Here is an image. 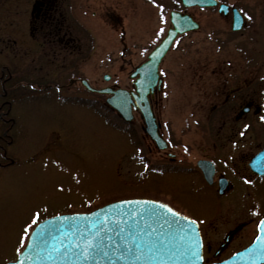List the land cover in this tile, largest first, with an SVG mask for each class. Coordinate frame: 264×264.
<instances>
[{
  "label": "rangeland",
  "instance_id": "rangeland-1",
  "mask_svg": "<svg viewBox=\"0 0 264 264\" xmlns=\"http://www.w3.org/2000/svg\"><path fill=\"white\" fill-rule=\"evenodd\" d=\"M218 1L238 9L246 17V32L244 30L242 35L231 33V19L221 16L218 8H185L180 0H139L138 23L137 18L134 19L129 29L130 46H134L129 54L135 56V63L139 65L164 37L171 11L190 13L201 24L200 30L179 37L160 67L164 84L159 112L166 137L170 138L177 154L193 162L201 154V137L220 136L218 125L214 127L212 122L234 121L228 109L210 113L214 106L222 104L232 86L230 81L223 82L222 77L231 80L229 63L239 55L238 43H250L255 59L263 52L264 38L259 35L264 32V0ZM107 51L108 57L113 55V63L92 64L84 69L89 83L100 90L107 87L132 90L133 80L117 76L118 67H114L121 49ZM260 69L261 66L253 61L254 79ZM107 76L111 79L106 80ZM257 84L253 81L252 95L264 108V97ZM79 90L78 97L90 99L88 105L78 100L71 112L46 111L43 124H32L27 129V153L32 157L28 162L19 161L18 166L7 171L0 181V264L20 254L30 231L41 221L59 214L87 213L110 200L150 198L166 203L169 202L165 196L170 184L178 188L172 189V195L178 197L193 216L198 218L206 213L203 208L208 200L187 191L194 178L191 174H185L186 177L157 170L158 177L154 175L152 164L155 163L143 142L147 134L139 113H135L134 125L128 126L102 107L101 101L106 97ZM209 116L211 125L207 126ZM28 117L32 121L36 115ZM262 118L264 110L261 116L253 115L248 119L252 123L253 144L261 143L264 147ZM239 127L238 124L236 129ZM51 132L56 134V140L48 147L47 138ZM258 202L262 206L264 199ZM178 206L184 212L182 204ZM37 214V223L33 224ZM238 217L241 221L248 220L247 215ZM26 228L28 235H25ZM213 228L214 224L210 223L203 230L206 243L215 249L220 236L214 235ZM206 255L213 260L214 253Z\"/></svg>",
  "mask_w": 264,
  "mask_h": 264
},
{
  "label": "flooded vegetation",
  "instance_id": "flooded-vegetation-1",
  "mask_svg": "<svg viewBox=\"0 0 264 264\" xmlns=\"http://www.w3.org/2000/svg\"><path fill=\"white\" fill-rule=\"evenodd\" d=\"M138 14L139 0H0V181L7 171L18 166L19 161L28 162L32 157L27 153V129L32 124H43L46 111L71 112L78 100L88 105L90 99L77 94L78 89L94 94L82 84L83 81L90 82L84 69L92 64L113 63V55L108 57L109 48L121 49L114 63L120 77L131 79L137 68L148 60L150 53L143 63L137 65L135 56L129 54L134 47L130 46L129 29L134 19L137 18L135 21L138 23ZM228 17L231 19V33L237 35L247 31L246 17L241 31L232 30L233 18L232 15ZM259 36L264 38V32ZM238 45L239 55L229 63L231 80L222 77L223 82L230 81L232 86L222 104L214 106L210 113L228 109L235 122L213 121L214 127H219L217 134L220 136L200 138L201 154L196 161L177 154L170 138L166 137L159 112L162 92L155 89L149 96L161 124L160 134L167 144L166 149H160L150 136L143 137L155 163L152 164L154 175L158 177L157 170L176 172L186 177L185 174H191L194 178L187 191L197 193L200 198L203 195L202 199L208 200L203 208L206 213L197 218L178 197L172 195V189H178L177 186H167L165 197L169 202L166 204L191 217L200 226L204 264L222 262L247 249L256 239L261 221H264V204L258 205V201L264 199V175L254 172L251 167L253 158L264 147L261 143L253 144L252 123L248 119L253 115L261 116L264 110L262 103L252 95L253 81H256L264 97V44L257 59L253 57L250 43L240 42ZM253 61L261 66L256 79ZM218 87L219 90L222 88L221 85ZM101 103L108 111L106 101ZM28 115H36V118L29 121ZM210 118L207 126L211 125ZM238 124L240 127L236 129ZM49 137L48 147L55 142L56 134L51 132ZM254 150L257 152L252 153ZM181 204L184 212L179 209ZM242 215H247L248 220H239L238 216ZM210 223L214 224V235L220 236L215 249L206 243L203 230ZM206 253H214L212 261ZM216 253H220L219 256L216 257ZM226 253L231 254L220 259ZM16 257L5 264L15 261Z\"/></svg>",
  "mask_w": 264,
  "mask_h": 264
},
{
  "label": "water",
  "instance_id": "water-1",
  "mask_svg": "<svg viewBox=\"0 0 264 264\" xmlns=\"http://www.w3.org/2000/svg\"><path fill=\"white\" fill-rule=\"evenodd\" d=\"M181 2L186 8L218 7L224 17L231 12L233 31H240L245 25L239 10L217 0ZM170 19L166 37L131 75L133 91L111 87L96 90L87 81L82 82L90 92L108 96L106 104L124 122H133L134 110L138 111L144 131L160 149H166L167 144L160 134L149 96L155 89L162 90L160 65L178 36L201 28L188 13L173 11ZM252 169L264 175V150L253 159ZM191 222L192 219L159 201L120 200L88 213L59 215L39 223L18 260L10 264H204L200 228L195 221ZM216 264H264V225L260 224L259 235L249 248Z\"/></svg>",
  "mask_w": 264,
  "mask_h": 264
},
{
  "label": "snow or ice",
  "instance_id": "snow-or-ice-1",
  "mask_svg": "<svg viewBox=\"0 0 264 264\" xmlns=\"http://www.w3.org/2000/svg\"><path fill=\"white\" fill-rule=\"evenodd\" d=\"M161 31H163V30H161ZM262 119H264V118H262ZM168 211L171 212L172 210L171 209H168ZM172 214L173 215H176V213H172ZM37 217H38V214H37V216H34V218L32 220V223L33 224H36L37 223ZM191 223H195V222L193 221ZM261 224L264 225V221H261ZM24 231H25V235H28V229L26 228ZM88 247H91V245H88ZM84 258L87 259V256H85Z\"/></svg>",
  "mask_w": 264,
  "mask_h": 264
},
{
  "label": "trees",
  "instance_id": "trees-1",
  "mask_svg": "<svg viewBox=\"0 0 264 264\" xmlns=\"http://www.w3.org/2000/svg\"><path fill=\"white\" fill-rule=\"evenodd\" d=\"M115 200H117V199H115ZM112 201H114V200H110L109 202H112ZM109 202H108V203H109ZM103 205H104V204H103Z\"/></svg>",
  "mask_w": 264,
  "mask_h": 264
},
{
  "label": "bare ground",
  "instance_id": "bare-ground-1",
  "mask_svg": "<svg viewBox=\"0 0 264 264\" xmlns=\"http://www.w3.org/2000/svg\"><path fill=\"white\" fill-rule=\"evenodd\" d=\"M191 8H194V7H191ZM199 8V7H198Z\"/></svg>",
  "mask_w": 264,
  "mask_h": 264
}]
</instances>
